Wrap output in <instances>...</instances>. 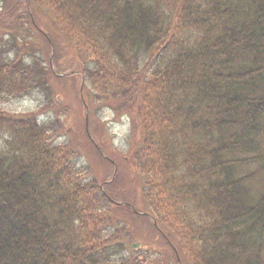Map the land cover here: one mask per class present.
I'll list each match as a JSON object with an SVG mask.
<instances>
[{
    "label": "trees",
    "instance_id": "obj_1",
    "mask_svg": "<svg viewBox=\"0 0 264 264\" xmlns=\"http://www.w3.org/2000/svg\"><path fill=\"white\" fill-rule=\"evenodd\" d=\"M32 1L51 33L44 61L0 24V264H264V0ZM35 11L15 12L21 32ZM52 61L84 78L97 111L131 118L108 189L140 185L133 204L156 222L102 194L83 163L84 113L70 137L76 117L49 87ZM32 97L31 113L3 109ZM120 219L169 254L119 258Z\"/></svg>",
    "mask_w": 264,
    "mask_h": 264
},
{
    "label": "rangeland",
    "instance_id": "obj_2",
    "mask_svg": "<svg viewBox=\"0 0 264 264\" xmlns=\"http://www.w3.org/2000/svg\"><path fill=\"white\" fill-rule=\"evenodd\" d=\"M19 1L20 0H6L5 2H2L0 0V12H1V14H6L7 11H10V12L13 11V16H15V12H18L19 16H21L20 14L25 10V8L21 5L16 6V3H18ZM9 8H11V9H9ZM37 14H39V13L37 12ZM40 17H41V15H40ZM17 18H20V17H17ZM11 20L12 19L6 18L5 23H9ZM13 20L15 21V19H13ZM18 32H21V31L18 30ZM28 44H29L30 56H33V55L34 56H42V54H43L42 45L38 39H35L34 37H29L28 38ZM69 88H71V86ZM40 97L43 100V96L40 95ZM66 98L69 101L75 100V96L71 91L66 92ZM36 104L37 103H35L34 101L18 102V103L12 104L13 106H12L11 110L27 111V110L31 109ZM91 107H95V105L91 106ZM74 114H75V112L73 111L69 115H74ZM96 115L99 117H102L103 119L106 120L107 111H105L103 113L99 112ZM107 117L110 118V116H107ZM93 128L96 132H98V134L100 136H102V135L106 134L108 131H110L111 137L105 138L104 144H105L106 149L109 151V153L112 156L122 155V154L127 153L129 150H132V148L128 146L126 141H127V137H128L129 133H131L133 135L134 129L130 130V126H129L127 119H125L124 123H118V122L114 123L113 121H111V123L108 125L106 124L105 121H103L101 126L96 125ZM76 135L77 134L74 133L75 137H76ZM83 154L86 157L84 159V161L86 162V164H88L93 169L95 178L97 180L103 179L109 175L110 169L108 167L101 166L99 159L95 156V154H93L92 151L85 149L83 151ZM120 184H123V182L119 183V185ZM112 193H113V195H115L117 197H122L120 194H116L114 191ZM134 198L141 199L140 185H139V188L136 189V192L132 193V195L129 198H127V200H132ZM130 230L131 231L129 232V238L133 240L131 243L135 244L136 240H135V236L132 233V227L130 228ZM136 236H140L139 231L137 232ZM142 246L141 245L139 246L142 249V253H146L147 248L144 246L142 247ZM129 248H131V245ZM157 248L159 249L160 253L163 252L165 254H167V253L169 254V252H170L169 249L164 247V244L161 241L158 243ZM127 253H128V250H125L121 253V256L124 257L127 255ZM169 258L171 261L172 256H169ZM162 259H163L162 255L157 256L156 258L151 259L150 264H168L167 262L159 263ZM153 260H156L155 263L153 262Z\"/></svg>",
    "mask_w": 264,
    "mask_h": 264
}]
</instances>
